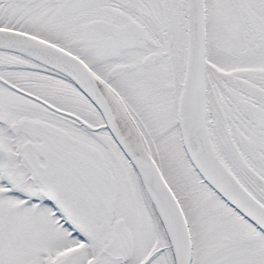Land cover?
Returning <instances> with one entry per match:
<instances>
[{"label":"snow or ice","instance_id":"obj_1","mask_svg":"<svg viewBox=\"0 0 264 264\" xmlns=\"http://www.w3.org/2000/svg\"><path fill=\"white\" fill-rule=\"evenodd\" d=\"M0 264H264V0H0Z\"/></svg>","mask_w":264,"mask_h":264}]
</instances>
